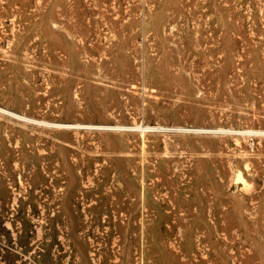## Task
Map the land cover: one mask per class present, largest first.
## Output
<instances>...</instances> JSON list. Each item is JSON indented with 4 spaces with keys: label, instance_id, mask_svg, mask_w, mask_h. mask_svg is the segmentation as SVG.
<instances>
[{
    "label": "rangeland",
    "instance_id": "rangeland-1",
    "mask_svg": "<svg viewBox=\"0 0 264 264\" xmlns=\"http://www.w3.org/2000/svg\"><path fill=\"white\" fill-rule=\"evenodd\" d=\"M0 264H264V0H0Z\"/></svg>",
    "mask_w": 264,
    "mask_h": 264
},
{
    "label": "bare ground",
    "instance_id": "bare-ground-1",
    "mask_svg": "<svg viewBox=\"0 0 264 264\" xmlns=\"http://www.w3.org/2000/svg\"><path fill=\"white\" fill-rule=\"evenodd\" d=\"M149 125L144 126V129L149 128ZM239 178H241V175H239Z\"/></svg>",
    "mask_w": 264,
    "mask_h": 264
}]
</instances>
